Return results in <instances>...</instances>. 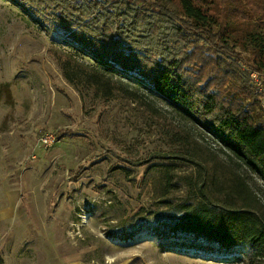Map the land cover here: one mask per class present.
Returning a JSON list of instances; mask_svg holds the SVG:
<instances>
[{
  "label": "rangeland",
  "instance_id": "1",
  "mask_svg": "<svg viewBox=\"0 0 264 264\" xmlns=\"http://www.w3.org/2000/svg\"><path fill=\"white\" fill-rule=\"evenodd\" d=\"M46 25L0 0L3 264H260L246 243L164 230L200 186L225 205L213 183L226 160L219 141L135 73H106L103 91L90 55ZM247 181L264 205L260 180Z\"/></svg>",
  "mask_w": 264,
  "mask_h": 264
},
{
  "label": "trees",
  "instance_id": "2",
  "mask_svg": "<svg viewBox=\"0 0 264 264\" xmlns=\"http://www.w3.org/2000/svg\"><path fill=\"white\" fill-rule=\"evenodd\" d=\"M7 1L89 54L97 70L89 80L103 91L111 92L106 73H135L219 141L226 160L213 183L225 205L200 186L201 198L176 205L164 230L225 249L246 243L264 264V205L247 181L264 186V108L249 75L264 69V0Z\"/></svg>",
  "mask_w": 264,
  "mask_h": 264
},
{
  "label": "built area",
  "instance_id": "3",
  "mask_svg": "<svg viewBox=\"0 0 264 264\" xmlns=\"http://www.w3.org/2000/svg\"><path fill=\"white\" fill-rule=\"evenodd\" d=\"M249 75L254 86L262 93L261 105L264 108V69L261 71H250ZM51 141V135H42L40 137V143L42 145H48Z\"/></svg>",
  "mask_w": 264,
  "mask_h": 264
}]
</instances>
